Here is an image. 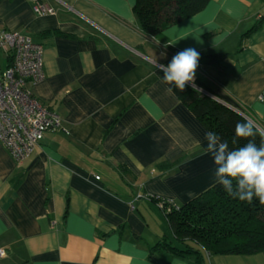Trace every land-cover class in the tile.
Returning a JSON list of instances; mask_svg holds the SVG:
<instances>
[{
	"label": "crops",
	"instance_id": "0c3cea01",
	"mask_svg": "<svg viewBox=\"0 0 264 264\" xmlns=\"http://www.w3.org/2000/svg\"><path fill=\"white\" fill-rule=\"evenodd\" d=\"M35 1L0 0V31L42 45L44 78L26 89L62 129L20 163L0 141V264H195L151 251L175 241L148 196L181 205L217 182L208 131L155 61L195 48V80L264 129V0H209L156 39L141 33L135 0H39L47 15ZM212 54L220 66L203 62ZM202 254L205 264H264V251Z\"/></svg>",
	"mask_w": 264,
	"mask_h": 264
},
{
	"label": "trees",
	"instance_id": "16d2710c",
	"mask_svg": "<svg viewBox=\"0 0 264 264\" xmlns=\"http://www.w3.org/2000/svg\"><path fill=\"white\" fill-rule=\"evenodd\" d=\"M208 1L135 0L133 12L141 33L156 39L169 26L201 11ZM222 58V54H212L203 62L220 66ZM156 73L163 82L164 73L159 68ZM165 85L172 88L207 131L215 132L222 142L226 141L230 150L249 140L259 146L264 140L260 131L255 137H236V124L248 120L214 99L199 80H195V87L200 90L188 84L181 92L174 85ZM165 218L175 244L164 236L151 251L162 249L173 256H193L195 264H205L202 250L215 255H248L264 251V204L256 198L251 203L233 198L218 182L177 208H170Z\"/></svg>",
	"mask_w": 264,
	"mask_h": 264
},
{
	"label": "built area",
	"instance_id": "2783aa9c",
	"mask_svg": "<svg viewBox=\"0 0 264 264\" xmlns=\"http://www.w3.org/2000/svg\"><path fill=\"white\" fill-rule=\"evenodd\" d=\"M33 11L38 15L54 13L51 7L39 0L33 4ZM42 53V45L30 37L0 31V141L18 163L30 156L46 132L62 129L58 114L26 89L28 83L35 84L44 78ZM174 55L170 56L167 64ZM232 108L248 117L243 110ZM148 198L155 199L158 207L166 213L170 208L178 207L169 199Z\"/></svg>",
	"mask_w": 264,
	"mask_h": 264
},
{
	"label": "clouds",
	"instance_id": "9594fccd",
	"mask_svg": "<svg viewBox=\"0 0 264 264\" xmlns=\"http://www.w3.org/2000/svg\"><path fill=\"white\" fill-rule=\"evenodd\" d=\"M161 56H166V53H161ZM199 60L200 53L189 47L176 53L169 64H157L155 61V65L164 73L162 80L165 84L174 85L183 92L188 84L195 88ZM258 131L250 120L238 122L235 126V136L239 138L255 137ZM260 135L264 136V133ZM204 139L207 142L205 154L210 153L216 165L215 179L227 194L248 203L256 198L264 204V140L259 146L249 140L245 145L230 150L228 143L222 142L213 131L206 132Z\"/></svg>",
	"mask_w": 264,
	"mask_h": 264
},
{
	"label": "water",
	"instance_id": "95a60500",
	"mask_svg": "<svg viewBox=\"0 0 264 264\" xmlns=\"http://www.w3.org/2000/svg\"><path fill=\"white\" fill-rule=\"evenodd\" d=\"M206 94V93H205ZM209 95V94H208ZM229 108H231L233 111H235L236 113L240 114L241 116H243L244 118H246L248 121H252L255 125H256V128L261 132V133H264V129H262L258 124H256L252 119H249L248 117L244 116L240 111H237L235 109H233L231 106H227Z\"/></svg>",
	"mask_w": 264,
	"mask_h": 264
},
{
	"label": "rangeland",
	"instance_id": "374dc122",
	"mask_svg": "<svg viewBox=\"0 0 264 264\" xmlns=\"http://www.w3.org/2000/svg\"><path fill=\"white\" fill-rule=\"evenodd\" d=\"M247 116L250 117L256 124H258L251 116H249V115H247Z\"/></svg>",
	"mask_w": 264,
	"mask_h": 264
}]
</instances>
